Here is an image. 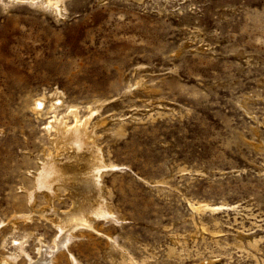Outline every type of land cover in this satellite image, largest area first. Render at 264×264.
I'll return each mask as SVG.
<instances>
[{"label":"rangeland","instance_id":"374dc122","mask_svg":"<svg viewBox=\"0 0 264 264\" xmlns=\"http://www.w3.org/2000/svg\"><path fill=\"white\" fill-rule=\"evenodd\" d=\"M46 2L0 0V261L264 264V0ZM56 91L114 212L57 245L71 198H27Z\"/></svg>","mask_w":264,"mask_h":264},{"label":"bare ground","instance_id":"6f19581e","mask_svg":"<svg viewBox=\"0 0 264 264\" xmlns=\"http://www.w3.org/2000/svg\"><path fill=\"white\" fill-rule=\"evenodd\" d=\"M46 3L59 12L63 10V0H47ZM47 99L49 98L44 95L34 101L36 117L42 114ZM49 102V112L54 115L52 120L46 123L44 131L50 146L44 150L40 171L33 178L36 191L26 192L32 210L35 208L38 191H43L48 206H53V198L60 197V189L71 198V209L63 214L59 213V217L52 220L57 221L56 227L60 232V237L55 242L57 245L61 244L67 235L77 231L83 232L84 228H92L96 220L112 217L114 212L103 192V177L112 165L106 162L102 149L98 147L95 131L89 129L90 116L85 118L79 116L76 108L65 115H59L62 94L58 91L51 95ZM98 104L95 103L93 108H97ZM88 109L89 115H92L94 110L92 107ZM206 208L207 203L201 202L198 203L196 210L202 212ZM49 209L38 212L46 215V212L51 211ZM109 255L112 259L115 258L114 253ZM122 259L125 260L126 257L122 256ZM0 264L16 263L13 260L1 259Z\"/></svg>","mask_w":264,"mask_h":264}]
</instances>
